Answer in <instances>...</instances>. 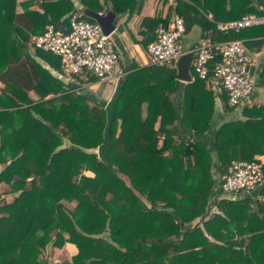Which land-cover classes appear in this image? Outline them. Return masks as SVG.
I'll use <instances>...</instances> for the list:
<instances>
[{
	"label": "trees",
	"instance_id": "obj_1",
	"mask_svg": "<svg viewBox=\"0 0 264 264\" xmlns=\"http://www.w3.org/2000/svg\"><path fill=\"white\" fill-rule=\"evenodd\" d=\"M36 2L41 10L31 8ZM104 2L123 13L137 0ZM80 3L104 10L101 0ZM262 3L177 0L175 10L186 29L196 22L202 38L216 41L260 26L224 32L216 22L262 12ZM72 11L74 0H0V181L14 193L0 201V264H51L46 246L66 242L76 251L53 264H264V199L252 205L241 192L219 198L220 187L214 189L215 173L223 174L233 159L264 154V105L246 109L245 119L221 122L210 150L183 128L207 131L214 93L202 78L184 84L182 127L171 97L178 88L174 66L134 64L112 109L69 91L30 52L62 70L60 57L34 47L32 36L48 24L68 25ZM167 19L143 18L148 40ZM258 79L264 85V67ZM30 89L40 97L34 100ZM220 96L227 106V94ZM212 193L219 198L215 211ZM65 201L75 203L70 208Z\"/></svg>",
	"mask_w": 264,
	"mask_h": 264
},
{
	"label": "built area",
	"instance_id": "obj_2",
	"mask_svg": "<svg viewBox=\"0 0 264 264\" xmlns=\"http://www.w3.org/2000/svg\"><path fill=\"white\" fill-rule=\"evenodd\" d=\"M171 7L166 24L160 23L155 37L147 45V64L175 66L181 55L192 52L191 78L207 81L217 94H227L230 105L244 103L254 89L252 59L240 38L212 40L209 36L185 48L182 36L186 31L183 17L175 10L177 0H156ZM262 12H246L238 18L216 22L220 31H239L264 25ZM211 18V14H208ZM32 45L51 51L60 57L62 71L68 75L86 76L93 73L99 80L111 76L118 62V52L110 34H105L96 20H90L77 10L70 12L68 25L48 24L44 32L32 36ZM162 137V136H161ZM264 182L260 160L233 159L221 174V195L235 197L246 190L259 188Z\"/></svg>",
	"mask_w": 264,
	"mask_h": 264
},
{
	"label": "crops",
	"instance_id": "obj_3",
	"mask_svg": "<svg viewBox=\"0 0 264 264\" xmlns=\"http://www.w3.org/2000/svg\"><path fill=\"white\" fill-rule=\"evenodd\" d=\"M104 3V10L100 12H106L112 9L109 3ZM75 10L82 12L84 15L85 6L80 3V0H74ZM31 8L41 10V5L36 2ZM169 17L171 14V7L166 3H161L156 0H137L135 7L131 10L123 13H116L115 29L111 32L118 50L121 53V60L119 62V69L112 71L111 76L105 80H90L88 76L80 75H68L61 69L54 68L51 64L43 59L41 56L30 52L32 58L39 64V66L46 71V74L52 75L59 80L60 85L67 88L69 91L85 92L91 99L98 101L104 107L112 109L114 100L119 92L120 84L126 71L133 68L135 65L147 64V44L150 41L147 27L143 24L144 17L161 16L165 15ZM65 25V24H64ZM62 26V25H60ZM257 29H251L246 31L240 39L243 41L246 49L250 53H254V61L251 63V71L254 76L255 86L248 99L240 105H230L222 102L221 94H217L210 87L209 83L205 81V88L211 90L214 93L215 100V113L210 122V125L202 134H193L189 130L183 128L186 136L190 139H196L206 144V146L212 150L215 147V132L218 125L225 120H237L246 118V109H252L255 105H264V85H261L258 79L262 68L264 67V34H257ZM182 42L185 48L193 47L197 45L202 38V30L198 23L194 22L186 29L182 36ZM24 55V54H23ZM192 61V59H191ZM191 61L189 70L191 71ZM178 81V88L171 94L174 99L177 111H178V123L183 127V122L180 117V104L182 99L183 87L187 81H181L176 77ZM4 86V82L0 79V93ZM44 88L42 89V92ZM28 95L34 100L38 99L39 93L34 89L28 90ZM53 95L52 92L48 93L46 97ZM142 109L145 113V104ZM100 151V149H97ZM257 158L264 164V154H257ZM90 172V171H89ZM86 174H88L86 172ZM91 174V172H90ZM217 173H215V176ZM217 186L220 180L216 181ZM264 184V182H263ZM262 184V185H263ZM261 185V186H262ZM240 197H249L252 200V205L256 202L264 199L262 193H260V187L253 190L242 191ZM70 254L76 251V246L72 242H66L63 246ZM61 247V248H62ZM75 249V251H74Z\"/></svg>",
	"mask_w": 264,
	"mask_h": 264
},
{
	"label": "rangeland",
	"instance_id": "obj_4",
	"mask_svg": "<svg viewBox=\"0 0 264 264\" xmlns=\"http://www.w3.org/2000/svg\"><path fill=\"white\" fill-rule=\"evenodd\" d=\"M88 17H90V16H88ZM90 18H92V17H90ZM92 20H94V19L92 18ZM255 29H257L256 30L257 34H264V25H260V26L256 27ZM111 38L114 41L115 49L117 50L118 55H119L118 56V62L112 68V71H116L119 69V62L121 60L122 55H121L120 51L118 50L117 45H116L115 40H114L112 35H111ZM250 56H251V59L254 61V53L252 51H250ZM175 68L177 70V67H175ZM3 166H4V163L0 162V170L3 168ZM89 171L90 170H86V169L83 170L84 173L87 172L89 175H92V172L90 171L91 172V174H90ZM125 179L128 181V179L126 177H125ZM215 179H216V181L220 180L221 175L217 174L215 176ZM215 187L217 188V183L214 186V189H215ZM218 187H219V185H218ZM13 195H14V193H12L9 183H7L6 181H0V201L1 202L5 201V200L10 201L13 198ZM218 197L222 198L224 196H222L220 194ZM219 198H215L214 193H212L209 196V200H210L209 206L211 207V211L217 210L216 203H217ZM230 198H227V199H230ZM144 199L146 200V198H144ZM65 203L68 207L72 208L75 202L74 201H65ZM197 219H199V218H197ZM74 251H75V249H74ZM45 255L48 258V260L50 261V263L53 264L56 262L63 261L64 259H70L72 254H70V252H68L66 249H63V247L61 248V247L52 246L51 244H48L46 246V249H45Z\"/></svg>",
	"mask_w": 264,
	"mask_h": 264
},
{
	"label": "water",
	"instance_id": "obj_5",
	"mask_svg": "<svg viewBox=\"0 0 264 264\" xmlns=\"http://www.w3.org/2000/svg\"><path fill=\"white\" fill-rule=\"evenodd\" d=\"M84 13L96 20L100 24L105 34H110L115 29L114 21L116 19V12H114L112 9L106 12H100L86 8L84 9ZM191 59L192 52L189 51L181 55L177 61L176 77L181 81L189 82L192 80L189 70Z\"/></svg>",
	"mask_w": 264,
	"mask_h": 264
}]
</instances>
